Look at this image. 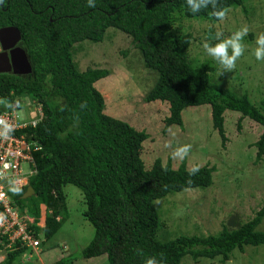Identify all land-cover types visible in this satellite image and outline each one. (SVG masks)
<instances>
[{
	"label": "trees",
	"instance_id": "16d2710c",
	"mask_svg": "<svg viewBox=\"0 0 264 264\" xmlns=\"http://www.w3.org/2000/svg\"><path fill=\"white\" fill-rule=\"evenodd\" d=\"M246 1L203 0V6L195 10L187 0L0 3V27L18 30L32 69L26 77L0 74V103L4 109L27 99L42 112L34 128L13 133L39 147L32 154L35 174L27 186L34 196L21 200L26 188L7 192L17 212L34 220V232L41 231L46 240L59 232L68 217L63 188L71 185L81 192L83 217L94 230L93 239L80 253L85 260L106 256L108 264H180L188 255L193 261L220 258L226 262L234 250L241 254L246 247L264 246V233L256 231L264 219V204L248 222L236 228L223 226L217 235L160 240L163 224L154 202L183 190L210 187L214 168L188 169L184 160L174 167L171 158L143 162L148 135L106 115L103 97L94 88L109 72L91 68L77 72L70 53L77 43L102 42L106 29L125 34L131 44L120 55L126 57L136 49L144 67L157 72L153 87L142 99L167 106L163 132L183 126L185 108L208 106L211 127L225 148L224 113L235 112L240 115L238 131L244 119L262 128L256 143L249 145L257 149L258 163L264 157V102L255 104L246 92L217 79V74H223L217 73L221 61L190 57L195 38L183 26L190 21L216 24L230 9L242 8L247 13ZM221 11L222 18L214 15ZM205 34L215 39L210 31ZM41 204L47 213L45 226L39 230L35 223ZM5 239L0 237V250ZM24 251H8L0 264H13ZM62 261L58 264L72 263Z\"/></svg>",
	"mask_w": 264,
	"mask_h": 264
},
{
	"label": "rangeland",
	"instance_id": "374dc122",
	"mask_svg": "<svg viewBox=\"0 0 264 264\" xmlns=\"http://www.w3.org/2000/svg\"><path fill=\"white\" fill-rule=\"evenodd\" d=\"M244 5L247 13L242 8L230 9L216 24L190 21L183 26L195 38L189 49L190 57L213 58L219 63L221 60L211 56L203 45L207 43L208 47H214L230 39L234 32L247 29V34L240 40L241 56L231 66L218 65L217 73L223 74H217L216 78L227 80L228 85L240 93L241 90L246 92L253 103L259 104L264 102V59L256 60L253 52L257 47L256 39L264 34V0H247ZM206 31H210L215 39L207 38ZM130 44L131 40L125 34L106 29L102 42L84 41L71 48L72 64L77 72L87 68L109 72L106 78L94 84V88L103 97L106 115L148 135L143 145L145 157L143 151L141 154L143 162L155 158L166 162L171 158L174 167L184 160L188 169L205 165L214 168L210 187L183 190L154 202L163 224L158 238L172 240L179 236L217 235L223 226L236 228L251 220L264 204V157L255 163L257 149L249 146L256 143L262 128L244 119L238 131L240 115L227 111L224 113L227 141L222 148L219 136L211 127L209 107L199 106L182 111L181 128L172 127L163 132L162 120L167 115V106L147 104L142 99L153 87L157 72L144 67L141 53L136 49L130 50L126 57L120 55ZM228 55L231 56V48ZM18 116L23 120L26 112L21 110ZM252 124L255 125L253 129ZM144 166L148 168L146 163ZM63 193L68 217L59 232L44 241L38 256L29 258L25 254L13 264H56L61 260L62 263L72 260L71 264H108L106 256L89 260L80 257L82 249L93 239L94 230L83 217L85 206L81 192L67 185ZM256 231L264 233V219ZM3 257L2 253L0 260ZM180 264H264V246L246 247L241 254L234 250L226 262L220 258L193 261L187 255Z\"/></svg>",
	"mask_w": 264,
	"mask_h": 264
},
{
	"label": "built area",
	"instance_id": "2783aa9c",
	"mask_svg": "<svg viewBox=\"0 0 264 264\" xmlns=\"http://www.w3.org/2000/svg\"><path fill=\"white\" fill-rule=\"evenodd\" d=\"M20 108L26 112L23 120L18 116ZM41 120L42 112L38 106H20L12 102L3 109L0 104V122H3L0 124V237L6 238L8 248L19 243L35 252L39 246L33 234V220L17 212L7 192L28 186V179L35 174L32 154L39 150L26 143L23 136L16 137L13 133L34 128Z\"/></svg>",
	"mask_w": 264,
	"mask_h": 264
},
{
	"label": "clouds",
	"instance_id": "9594fccd",
	"mask_svg": "<svg viewBox=\"0 0 264 264\" xmlns=\"http://www.w3.org/2000/svg\"><path fill=\"white\" fill-rule=\"evenodd\" d=\"M0 3H3V0H0ZM187 3L189 5H191L193 10L197 9L198 7L203 6V0H195V2H194V0H187ZM214 15H216L218 18H222L224 13L221 11L219 13H214ZM246 34H247V29L244 28V29H241L239 31L234 32V34L231 36L230 39L225 40L224 42L218 43L214 47H208L207 43H205L203 45V47L207 50V52L211 56H213L215 58H219L222 61V63H224L225 65L231 66L233 61L237 57H240L242 52H243V46L241 45L240 40ZM255 44L257 45V47L254 48V52H253L255 59L258 61L261 59H264V34H260L258 36V38L255 41ZM229 48H231V56L228 55V49ZM14 102H16V101H14ZM17 104H19L20 106L24 104V105H30L31 107H34V106L39 107V105H37V104H35V105L31 104L30 102L27 101V99H21L20 101L17 102ZM2 123L3 122H0V124H2ZM5 127H7V126L5 125ZM180 151L182 152V151H184V149H181ZM177 155H179V153H177ZM193 171H196V169H193ZM46 213H47V210H46L45 205L41 204L39 206V214H40L39 219L35 223L36 228L39 230H42L45 226ZM33 223H34V220H33ZM33 223H32V225H33ZM33 232H34V230H33ZM33 234H34V237L39 241V246L35 252L32 251L31 249L27 248V247H21L19 245V243H15L8 248L7 247L8 243H6L4 248L2 250H0V255L2 256V253L4 254V257L2 258V260H0V263L5 259L8 251L10 252V251H14V250L25 249V251L21 257H23L25 254L29 258L31 256H38V253L40 252L41 245L44 243V241L46 242L48 240H46L43 237V233L41 231L40 232H34ZM41 238L43 240H41ZM20 258L18 260H20ZM56 264H58V263H56ZM149 264H151V262H149Z\"/></svg>",
	"mask_w": 264,
	"mask_h": 264
},
{
	"label": "water",
	"instance_id": "95a60500",
	"mask_svg": "<svg viewBox=\"0 0 264 264\" xmlns=\"http://www.w3.org/2000/svg\"><path fill=\"white\" fill-rule=\"evenodd\" d=\"M20 40V34L13 27L0 28V47L3 52L10 50ZM7 61L11 69L0 70V74H11L14 76L30 75L32 72L31 65L27 54L20 48H14L7 53ZM5 62V64H7ZM34 196V191L31 187H27L21 200L29 199Z\"/></svg>",
	"mask_w": 264,
	"mask_h": 264
},
{
	"label": "flooded vegetation",
	"instance_id": "af4514ba",
	"mask_svg": "<svg viewBox=\"0 0 264 264\" xmlns=\"http://www.w3.org/2000/svg\"><path fill=\"white\" fill-rule=\"evenodd\" d=\"M0 28H4V27H0ZM21 39V38H20ZM14 48H20L22 50H24V48L22 47L20 40L16 43V45L14 47H12L10 50L14 49ZM10 50L3 52V50L0 47V70H6V69H11V66L8 64L7 61V56H8V52H10ZM25 51V50H24ZM5 62L7 64H5ZM11 75V74H8ZM14 76V75H13ZM27 75H21V76H17V77H26Z\"/></svg>",
	"mask_w": 264,
	"mask_h": 264
}]
</instances>
